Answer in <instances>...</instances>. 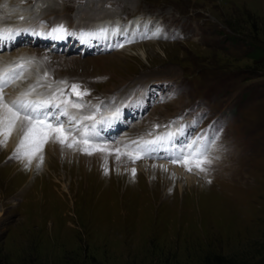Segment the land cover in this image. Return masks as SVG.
<instances>
[{
  "label": "rangeland",
  "instance_id": "1",
  "mask_svg": "<svg viewBox=\"0 0 264 264\" xmlns=\"http://www.w3.org/2000/svg\"><path fill=\"white\" fill-rule=\"evenodd\" d=\"M105 2H111L109 7ZM126 3L131 6L127 10ZM91 5L98 8L96 2ZM101 6L112 14L152 12L191 37L97 56L44 49L34 54L45 55L58 78L89 86L95 94L88 89V95L95 98H111L131 80V93H138L143 85L136 82L145 75L143 83H154L148 85L149 107L139 119L124 117V135L132 136L139 123L141 130L152 131L151 138L162 133L163 143L156 149L160 154L174 147L187 151L186 145L199 140L213 170L187 171L201 173L192 188L154 169L149 174L135 169L133 178L130 164L150 159L143 152L145 157L133 162L138 145L130 138L125 144L111 143L134 152L133 159L126 157L131 163L108 164L100 171L90 165L87 172L63 166L46 154L41 163V150L27 142L21 153L28 155L20 159L0 150V264H264V62L250 57L254 46L264 44V0H104ZM58 58L66 65H56ZM125 91L115 97L114 106L103 104V110L137 116L144 93L129 108L125 98L133 94L124 96ZM97 106H84L86 115L94 117L88 122L91 132L107 113L100 114ZM190 113L198 114L195 122L188 115L186 128H168L177 121L182 126L178 116ZM146 115L152 127L167 129L154 135ZM118 121L121 126L120 117ZM193 122L199 134L189 132L187 144ZM113 129L105 135L99 129L100 141L110 143L109 137L120 130ZM138 142L142 144L140 137ZM124 151L119 154L125 156Z\"/></svg>",
  "mask_w": 264,
  "mask_h": 264
},
{
  "label": "bare ground",
  "instance_id": "2",
  "mask_svg": "<svg viewBox=\"0 0 264 264\" xmlns=\"http://www.w3.org/2000/svg\"><path fill=\"white\" fill-rule=\"evenodd\" d=\"M44 2H48V4L43 6ZM87 7H88V9H87ZM41 11L45 12L44 19L49 21V23L51 25L57 24L58 20H63V22H67L68 21V17L63 13L64 10H60V8L52 1H47V0L43 1L42 0ZM79 11L81 13H86L87 12V14H86L87 18H89V17H92V16L98 14L100 12V9L94 8L93 5H90V6L88 5L86 7H81L79 9ZM35 19H36V17L34 18V20ZM148 23L149 22L147 21L144 25H148ZM140 28L139 27H137V28L134 27L133 29L137 30V29H140ZM25 29L29 30V31H25L26 33H31L34 30V28L31 27V26H29V27H27ZM57 30H59V29H54L53 31H47V32H52L53 33V32H56ZM43 31H46V28ZM90 33L92 34V37L94 39L97 37V32H96L95 29H93ZM115 33L116 32H113V34H115ZM120 33L124 34V31L120 30ZM61 35L62 34H57L56 36L58 38ZM94 39H92V40H94ZM92 40H89L90 41L89 43H91ZM147 42H155V40L154 41H147ZM8 44L9 43H3L2 46H8ZM24 46H22V48H17V49L10 50L9 52H4V53L2 52V54H0V74L5 73V72L13 71V69H6L5 67L1 66L2 62L4 60L3 57L8 56L9 60L14 58L13 60L15 62H19V61L25 60L27 58L19 59V58H15V57H17V56L25 57L24 55H29V53H33L34 54V52L38 51V49L42 50V51L45 50V49L43 50L41 48H36V49L35 48H31L30 47L31 45H30V43H28L27 39H26V42L24 43ZM131 47H133V46H131ZM128 49H130V47H128L127 49H123V51H126ZM46 52H48V51L46 50ZM120 52H122V51H119L118 53H120ZM38 56H40V55H38ZM44 56H42V58ZM44 60H45L46 63L43 65V67H38V70H40V72L42 74L43 73H47L48 74V78L51 79V80L58 78L57 74H55L56 72H55L54 68L50 67V65L46 61V59H44ZM48 61H49V59H48ZM54 62H56L55 63L56 65H61V64L66 65V63H64V60L59 59V58L56 61L54 60ZM31 70L32 69L30 67H23L18 72V75H29V76H32L33 72ZM60 87H58L57 89H54V90L50 89L51 95L54 94L53 98H56L57 102L54 103V101L52 102L51 100H49V101H47V103L45 105L46 107L43 109L44 112L48 113L49 122L51 123L52 127L46 128L42 132L36 134L35 142H34V144H32L30 146L31 148L37 149L36 145L40 144V141H44L42 146L40 147L41 151L38 152V157H40L43 154H46L48 159H54L56 162L60 163L63 166L67 165V167H69V166L71 167L73 165V166H75L77 168L83 169L85 172H87L86 170L89 167V165H90V167H92L93 169H95L97 171H100L103 167L105 168V166L107 167L108 164L109 165H112V164L129 165L128 163H131V162H129L130 160L128 158L131 156L132 159H133V157L135 155L134 152H129V153L126 152L127 153L126 154L125 151L122 150V148H120L122 145L119 147V144L101 142L100 140H104V139L100 138V134L101 133L98 132L99 129H103L101 131L102 133H104V132L105 133H108V132L112 133L113 130H114L113 128H116V129L119 128L120 124H119L118 118L120 117L121 114H118L119 116L117 114L113 116V115H111L109 113L108 109H105L104 113H106V112L107 113L104 116H102L100 120H98L99 121L98 124L100 126H96V128L93 130V132H91V129H90V132H88L86 129H83V128L80 129V130H77L74 133H71L69 136H66L65 134H62V133L59 132V129L60 130L61 129L64 130L63 129L64 128L63 127V124H64L63 122L65 121L64 117L67 118L70 121H71V119H77L79 117L78 113H75L76 108L73 106L74 102L72 100L68 99L66 96H64L65 98H62V99H58L57 98L58 95L55 94V93L59 91ZM14 88H16V87L15 86L13 87L12 83H9L2 90V93L4 91L5 92H7V91L9 92V96L2 95L3 96V100H4L5 103L11 105L12 101L17 100V99L24 100L25 97L28 98V100H29L28 96H26V95L23 96V94H21V93L20 94H14V93L10 94V91H12V89H14ZM140 88H141V86H140ZM105 89H107V88H105ZM139 93H141L140 90H139V92L137 94H139ZM29 95H31V94H29ZM139 95H141V94H139ZM120 97L118 96L119 99H120ZM119 99H117V100H119ZM30 102L33 103L34 105H36L35 104L36 100L34 102H32V101H30ZM37 104H41V103H37ZM115 106H120V104H117ZM88 107H89V105L86 106V108H88ZM64 108H65V110L63 111ZM91 109H93V108H91ZM120 109H122V108L120 107ZM2 111H3V109L0 108V113H2ZM65 112L67 113V115L63 114ZM82 116H84V114H82ZM85 117H87V125H88V122H92L93 123L94 117L91 114H89V115L85 114ZM58 121L61 122L60 125H59V128H57ZM22 123L23 122L19 121V120L15 123V125L13 126V129L11 131V134L8 136L7 143L4 144L3 146H0V150H2V152L4 154L7 155V154H10V153H13L14 152L13 150H16V148H17L16 145L19 144V142H20V140L22 138V130H21L22 129ZM91 124H89V126ZM140 127H141V123H139L138 126L136 128H134V130L133 129L132 130H133L134 134H135L136 130L140 131L139 137H140V139H142V144L141 145H143V142L146 141V140H150V139H154V138L156 139L157 137H161L162 136V133H160L157 136H155L154 138H151L150 135H151L152 131L151 130L144 131V130H141L142 127L141 128ZM64 133H66V132H64ZM85 133H87L89 135H92V136H96V139H98L100 141V144H99L100 148H104V149H106V151H97V152L94 151L93 153H96L95 155H93V154L92 155H87V154H80V153L72 150V149L75 148L74 146L71 149L69 147H67V144H69V143H71V144L78 143L81 140H83V137H84ZM95 133H97V135ZM170 133L173 136L174 133L173 132H170ZM57 137H59V139H65L66 138V143L63 146V148L61 147V144L59 143ZM2 139H3V136H0V140H2ZM165 142H167V141H165ZM125 143H128L127 140L123 141L122 144H125ZM158 146L159 145L153 146V147H143L142 149L145 152L144 154H145V156H147L146 159H150V160H146V161L143 160L141 162L131 163L130 166L127 169L129 170L131 168L132 169L134 168L136 170L138 169V170L142 171L143 173L148 172V174L150 173L149 169H154L155 171L161 173V176L163 178H165V179L167 178L166 175L168 174L169 175L168 177L170 178L169 180H173L174 181V179H176V180H179V181H183L185 184H187L191 188L193 186H196L197 182H198V177H199V175L201 173H198V172L195 171V172H192V174H188V172L185 170V167H184V165L182 163L181 164H174V163L171 162V158L173 157V155H179V153L181 151H184V150H181V148L179 150H176V149H178V147H174L171 150L166 148L167 150H164L163 153L160 154L159 152L156 151ZM31 148H29V149H31ZM117 150L119 152L124 151V154H125V156L120 155V159L119 160H116ZM126 157H128V158H126ZM122 158L125 159V160L127 159V160L125 161ZM153 159L155 161H152ZM132 164H134V165H132ZM146 167H147L148 171L145 170ZM221 167H223V166H221ZM102 170H104V169H102ZM153 173L154 172H152V174ZM163 178H162V180H163ZM171 187H172V185H171Z\"/></svg>",
  "mask_w": 264,
  "mask_h": 264
},
{
  "label": "snow or ice",
  "instance_id": "3",
  "mask_svg": "<svg viewBox=\"0 0 264 264\" xmlns=\"http://www.w3.org/2000/svg\"><path fill=\"white\" fill-rule=\"evenodd\" d=\"M29 31L28 29L20 30V29H10V28H3L0 29V41L11 39V37L18 32ZM64 29L61 28L53 33H46V35H57L63 34ZM118 47H123V44L117 45ZM2 54V53H0ZM21 64L23 61L20 62ZM17 73L15 70L11 72H5L0 74V108L3 109L2 113H0V136H3V139L0 140V146H3L7 143L8 136L11 134L13 126L19 120L22 121V138L17 145L16 150L13 153V158L20 159L23 155H28L27 152L21 153V149L24 148L26 142L29 145L34 144L36 134L42 132L46 128L52 127L51 123L49 122V115L47 112L42 111L43 108L46 106L43 104H36L34 105L31 102L17 99L12 101L11 105L7 104L3 100L2 90L7 84L11 83L13 79L17 78ZM73 91L76 92L79 89V85L72 86ZM79 95V93L77 92ZM87 95L85 91L83 93ZM24 95H28V93H24ZM76 107V105H74ZM67 115V113H63ZM119 114L117 110V115ZM54 119V118H53ZM61 122L58 121L57 128H59ZM175 138L174 136L172 137ZM61 147L66 143L65 139H59L57 137ZM95 137L85 133L83 137V142L87 145L89 141L95 142ZM44 141H40V144L36 145L37 150H40ZM163 143V138L157 137L156 139H150L143 142V145H140V142L133 141V144L138 145L137 150H142L143 147H153L158 144ZM200 141L194 140L191 144L186 145L187 151H181L179 155H173L171 158V162L174 164H183L186 171L191 172L193 170V166L199 172H207L208 168L207 165L211 163V158L207 155V149L200 147ZM67 147L72 148L73 144H67ZM125 147H129V145H125ZM94 151H106L104 148L100 147H93L89 149L88 147L82 148L81 152L83 154L92 155ZM132 159V157H129ZM141 156H136L135 159H142ZM120 159L119 151L117 150L116 160ZM41 163L43 162V155L40 156ZM134 162V161H133ZM28 164H31V158L28 160ZM28 165H25L27 167ZM38 168L40 164L36 165ZM108 174V170L105 169V175ZM136 170L132 169V176L135 178ZM211 182V181H209Z\"/></svg>",
  "mask_w": 264,
  "mask_h": 264
},
{
  "label": "trees",
  "instance_id": "4",
  "mask_svg": "<svg viewBox=\"0 0 264 264\" xmlns=\"http://www.w3.org/2000/svg\"><path fill=\"white\" fill-rule=\"evenodd\" d=\"M254 61L261 60L264 62V44L254 46L252 55L250 56Z\"/></svg>",
  "mask_w": 264,
  "mask_h": 264
}]
</instances>
